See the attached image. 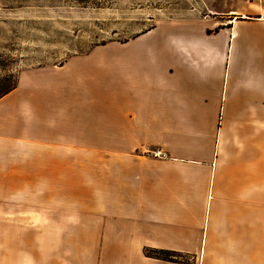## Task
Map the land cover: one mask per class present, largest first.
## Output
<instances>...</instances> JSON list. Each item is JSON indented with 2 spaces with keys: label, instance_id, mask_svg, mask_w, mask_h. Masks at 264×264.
<instances>
[{
  "label": "crops",
  "instance_id": "1",
  "mask_svg": "<svg viewBox=\"0 0 264 264\" xmlns=\"http://www.w3.org/2000/svg\"><path fill=\"white\" fill-rule=\"evenodd\" d=\"M227 13L237 14L231 28L184 17L134 45L95 47L62 66L60 80L33 70L25 94L16 88L0 99V152L23 150L5 137L20 136L17 125L24 136L44 128L47 150L70 142L74 151L103 149L102 157L77 159L104 166L98 209H150V238L171 239L172 250L199 246L202 264H264V48L253 38L264 33L256 29L264 9ZM244 23L251 31L239 58L229 59L227 41ZM224 33L230 37L216 44ZM147 143L167 158L141 156ZM161 209H172L164 216L177 224L167 234L155 224ZM11 246L0 239V264L16 261Z\"/></svg>",
  "mask_w": 264,
  "mask_h": 264
},
{
  "label": "rangeland",
  "instance_id": "2",
  "mask_svg": "<svg viewBox=\"0 0 264 264\" xmlns=\"http://www.w3.org/2000/svg\"><path fill=\"white\" fill-rule=\"evenodd\" d=\"M262 8L264 2L257 0H0V69H22L17 93L25 94L33 70L60 80L62 66L101 43L131 46L134 36L184 17L231 28L237 14L227 11L252 13ZM249 30V24H240L227 41L229 59L239 58L244 32ZM214 36L216 44L230 37ZM253 38L255 44L250 37V45L264 48L263 32ZM201 41L196 45H205ZM31 121L38 125L36 118ZM17 128L20 136L5 137L24 143L23 150L9 145L0 152V239L14 243L11 248L17 254L10 264H174L143 254L145 247L174 246L171 239L165 240L172 242L169 245L150 238L152 221L146 219L150 209H98L104 200V166L82 165L77 159L102 157L103 149L93 150L88 143L90 147L74 151L70 142L60 150H47L40 137L46 134L44 128L38 126L26 136ZM171 210H162L161 221H155L160 233L177 228L164 216ZM178 246L175 251L189 254L184 260L202 264L197 259L199 246Z\"/></svg>",
  "mask_w": 264,
  "mask_h": 264
},
{
  "label": "trees",
  "instance_id": "3",
  "mask_svg": "<svg viewBox=\"0 0 264 264\" xmlns=\"http://www.w3.org/2000/svg\"><path fill=\"white\" fill-rule=\"evenodd\" d=\"M138 36H134L132 39H135ZM106 44L107 43H101L100 45L104 46ZM15 68L16 66L12 68H7L4 66L2 69H0V99L8 95L12 91H14L18 86L19 74L22 69L17 71L15 70ZM143 254L147 258L166 261V262H172V263H178V264H192L193 263V261L184 260V257H186V255H189V254L180 253L178 251L167 249V248L158 249V248L145 247L143 249ZM177 258H180V260H177ZM191 258L193 260V257Z\"/></svg>",
  "mask_w": 264,
  "mask_h": 264
},
{
  "label": "built area",
  "instance_id": "4",
  "mask_svg": "<svg viewBox=\"0 0 264 264\" xmlns=\"http://www.w3.org/2000/svg\"><path fill=\"white\" fill-rule=\"evenodd\" d=\"M139 154L143 157L147 156L153 159L165 160L167 155L160 147L156 144L147 143L139 149Z\"/></svg>",
  "mask_w": 264,
  "mask_h": 264
},
{
  "label": "bare ground",
  "instance_id": "5",
  "mask_svg": "<svg viewBox=\"0 0 264 264\" xmlns=\"http://www.w3.org/2000/svg\"><path fill=\"white\" fill-rule=\"evenodd\" d=\"M146 259H149V258H146ZM151 261H153V260H151ZM174 264H178V263H174Z\"/></svg>",
  "mask_w": 264,
  "mask_h": 264
}]
</instances>
